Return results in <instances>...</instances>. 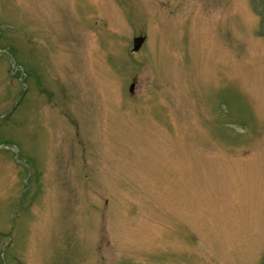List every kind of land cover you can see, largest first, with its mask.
<instances>
[{"label":"rangeland","instance_id":"obj_1","mask_svg":"<svg viewBox=\"0 0 264 264\" xmlns=\"http://www.w3.org/2000/svg\"><path fill=\"white\" fill-rule=\"evenodd\" d=\"M0 264H264V0H0Z\"/></svg>","mask_w":264,"mask_h":264},{"label":"water","instance_id":"obj_2","mask_svg":"<svg viewBox=\"0 0 264 264\" xmlns=\"http://www.w3.org/2000/svg\"><path fill=\"white\" fill-rule=\"evenodd\" d=\"M142 41H143V38H142V37H137V38H135V39L133 40V50H137V49L140 47ZM132 87H133V86H132V84H131V85H130V88H129L130 91L132 90Z\"/></svg>","mask_w":264,"mask_h":264}]
</instances>
